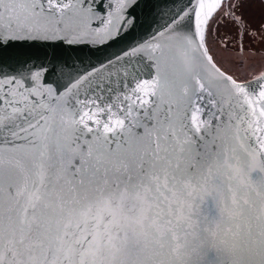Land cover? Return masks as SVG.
Returning <instances> with one entry per match:
<instances>
[{"label": "snow or ice", "instance_id": "6c2138e0", "mask_svg": "<svg viewBox=\"0 0 264 264\" xmlns=\"http://www.w3.org/2000/svg\"><path fill=\"white\" fill-rule=\"evenodd\" d=\"M136 2L0 0V50L106 43ZM241 6L187 0L62 90L46 67L0 72V264H264V71L207 44L218 17L247 30Z\"/></svg>", "mask_w": 264, "mask_h": 264}, {"label": "water", "instance_id": "95a60500", "mask_svg": "<svg viewBox=\"0 0 264 264\" xmlns=\"http://www.w3.org/2000/svg\"><path fill=\"white\" fill-rule=\"evenodd\" d=\"M105 3L107 0H97V5L94 6L101 15L104 14ZM185 3L187 0H137L136 4L128 9L130 26L116 38L103 44H68L62 40L12 41L0 50V72L14 75L18 71H35L46 67L49 71L43 74V83L53 89L62 90L69 75H75L78 70L98 65L124 50L150 41L158 30L163 29L175 8ZM92 26L102 27L101 19H93ZM149 63L147 57H143L139 64L134 58L132 66L138 67L147 78L151 73L147 68Z\"/></svg>", "mask_w": 264, "mask_h": 264}, {"label": "rangeland", "instance_id": "374dc122", "mask_svg": "<svg viewBox=\"0 0 264 264\" xmlns=\"http://www.w3.org/2000/svg\"><path fill=\"white\" fill-rule=\"evenodd\" d=\"M237 15L247 30L219 17L210 22L207 44L215 60L227 64L226 70L246 78L264 66V1L240 0Z\"/></svg>", "mask_w": 264, "mask_h": 264}, {"label": "flooded vegetation", "instance_id": "af4514ba", "mask_svg": "<svg viewBox=\"0 0 264 264\" xmlns=\"http://www.w3.org/2000/svg\"><path fill=\"white\" fill-rule=\"evenodd\" d=\"M264 1V0H263ZM241 27V26H240ZM224 62H221L219 65L220 66H222V67H228L227 66V64H223ZM261 71H264V66L260 69V71H258V72H256V73H254V74H252L251 76H248V77H246V78H242V79H246V80H248V79H250V78H253V77H255L256 75H258Z\"/></svg>", "mask_w": 264, "mask_h": 264}]
</instances>
